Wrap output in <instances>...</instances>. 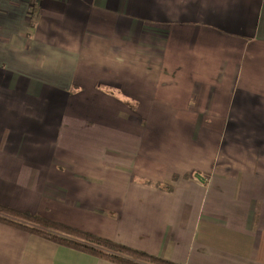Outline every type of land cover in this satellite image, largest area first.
I'll list each match as a JSON object with an SVG mask.
<instances>
[{
    "label": "crops",
    "instance_id": "crops-1",
    "mask_svg": "<svg viewBox=\"0 0 264 264\" xmlns=\"http://www.w3.org/2000/svg\"><path fill=\"white\" fill-rule=\"evenodd\" d=\"M0 205L264 264V0H0ZM0 264L118 263L0 222Z\"/></svg>",
    "mask_w": 264,
    "mask_h": 264
},
{
    "label": "trees",
    "instance_id": "trees-1",
    "mask_svg": "<svg viewBox=\"0 0 264 264\" xmlns=\"http://www.w3.org/2000/svg\"><path fill=\"white\" fill-rule=\"evenodd\" d=\"M176 177L174 175L172 179ZM137 180L158 189L172 190V186L148 178ZM0 222L118 264H177L41 216L3 206H0Z\"/></svg>",
    "mask_w": 264,
    "mask_h": 264
},
{
    "label": "rangeland",
    "instance_id": "rangeland-1",
    "mask_svg": "<svg viewBox=\"0 0 264 264\" xmlns=\"http://www.w3.org/2000/svg\"><path fill=\"white\" fill-rule=\"evenodd\" d=\"M131 104L133 105V103L131 102ZM190 173L193 175V174H195V173H199V172H197V171H192V172H185V173H183L182 174V176H177L176 177V179H173L174 181H177L178 179H188L189 177H190ZM174 183V182H173ZM165 184H168V185H170V186H173L172 184H169V183H165ZM173 188V187H172ZM0 206H2V205H0ZM3 207H6V206H3ZM7 208H9V207H7ZM10 209H13V208H10ZM13 210H15V209H13ZM21 212V211H20Z\"/></svg>",
    "mask_w": 264,
    "mask_h": 264
}]
</instances>
